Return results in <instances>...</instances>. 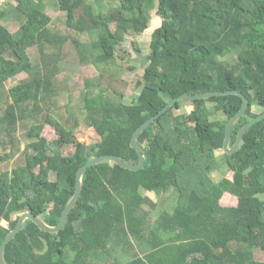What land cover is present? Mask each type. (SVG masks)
Returning a JSON list of instances; mask_svg holds the SVG:
<instances>
[{
	"label": "trees",
	"instance_id": "16d2710c",
	"mask_svg": "<svg viewBox=\"0 0 264 264\" xmlns=\"http://www.w3.org/2000/svg\"><path fill=\"white\" fill-rule=\"evenodd\" d=\"M15 1L0 3V21L9 15L24 19L16 31L0 23V87L21 72L28 76L8 90L12 102L0 111L2 159L13 156L17 125L26 111L42 113L41 103L55 94L63 44L70 40L82 61L89 52L77 39L52 30L42 0ZM113 1L118 3L110 11L89 0H57V7L70 29L97 33L92 43L96 63L110 62L127 33L142 34L153 12L161 18L150 35L139 94L131 104L104 91L84 95L85 119L100 137L95 143L75 139L77 121L68 128L49 112L28 127L22 161L0 171V244L20 216L12 219L13 213L32 212L56 225L75 191L76 173L88 159L113 154L137 164L133 132L172 98L242 92L249 104L232 128L230 145L244 123L264 112V0ZM34 45L41 66L28 53ZM49 47L58 51L48 53ZM184 102L139 134L143 168L129 170L110 161L88 167L64 227L52 233L25 221L6 244V263L264 264L254 254L256 248L264 252V118L248 128L236 152L219 158L216 150L222 149L226 124L242 98L197 99L189 101L190 112L175 113ZM217 112L225 118H212ZM46 125L57 138L44 135ZM65 143L73 146L69 154L62 151ZM223 163L231 176L214 181L210 172ZM149 193L175 195V204L154 215L160 203ZM45 242L47 252L36 253Z\"/></svg>",
	"mask_w": 264,
	"mask_h": 264
},
{
	"label": "rangeland",
	"instance_id": "374dc122",
	"mask_svg": "<svg viewBox=\"0 0 264 264\" xmlns=\"http://www.w3.org/2000/svg\"><path fill=\"white\" fill-rule=\"evenodd\" d=\"M94 7L102 11H110L118 1L113 0H89ZM44 10L51 16L52 22L50 27L52 30L69 35L77 39L81 44V48L87 47L89 50L88 57L82 61L80 53L73 43L68 40L61 48V60L58 63L59 72L53 78L55 94L41 103L42 113L31 114L30 109L26 111V117L17 125L15 139L17 141L14 149V154L9 159H2L5 149L0 145V171L10 169L17 162L23 159V150L29 139L26 137L28 127L42 120L45 112H49L58 120L63 122L68 128L75 126V139L85 143H95L100 137L94 127L90 126L86 121V112L84 110V95L89 93L95 95L99 91H104L106 96L120 100L124 103L131 104L135 102L139 94L138 79L142 76L144 67L147 64V55L149 54V41L152 31L160 25L161 18L153 12L149 19V27L142 34L129 32L124 36L123 41L117 45L115 57L108 63H96L94 56L95 49L92 48V43L97 40L96 32H78L70 29L67 24V16L65 12L57 7V0H42ZM13 5L12 0H5L2 7ZM16 4V3H14ZM23 18H18L15 15H9L0 23L6 25L10 31H16L23 23ZM57 48L49 47L47 52H57ZM28 53L35 65L41 66V55L36 45L28 48ZM27 73L21 72L16 76L4 81L0 87V111L6 105L12 102L8 94V90L26 78ZM212 108L213 104L209 103ZM189 101H185L179 109H175V113H188L192 109ZM257 110H259L257 108ZM212 118H225L224 114L217 112L212 115ZM48 139L57 138L58 134L53 127L46 125L43 131ZM68 143V142H66ZM63 144L62 151L64 154H69L73 150L71 143ZM224 150H216V155L220 158L223 156ZM210 176L214 181L220 180L223 176H231V172L226 163L218 166L210 172ZM51 179H55L54 173L51 174ZM154 199L159 201L154 215L158 214L163 208L172 209L175 204L176 196L170 193L157 196L154 193H149ZM264 198V194L260 195ZM22 213H13L12 219ZM255 257L264 260V252L256 248L254 250Z\"/></svg>",
	"mask_w": 264,
	"mask_h": 264
},
{
	"label": "water",
	"instance_id": "95a60500",
	"mask_svg": "<svg viewBox=\"0 0 264 264\" xmlns=\"http://www.w3.org/2000/svg\"><path fill=\"white\" fill-rule=\"evenodd\" d=\"M228 94H236L240 96L243 101L242 106L239 109V111L235 115H233L226 124L225 137H224V142H223V147H222V149L226 153L232 154L236 152L238 148L240 147L243 136L245 132L248 130V128L252 124L264 118V112H262L258 114L257 116L248 120L246 123H244L243 126L239 129L236 135L235 141L233 142L232 145H230L232 128L234 124L240 119V117L245 113V111L248 108V104H249L248 98L242 92H239L238 90H225V91L213 90V91H206V92H202L198 94H181L177 97H174L171 100H169L165 104V106L161 108L156 114L149 117L144 123H142L139 127H137L135 131L133 132L130 145L131 147L135 148L137 151V154H138L137 164H131L123 160L119 156L113 155V154H104V155H100V156L92 157L88 159L82 166H80V168L78 169L76 173L75 191L72 197L70 198V200L67 202V204L63 208L59 222L56 225L52 226V225L47 224L40 216L35 215L32 212H24L20 214L14 228L5 236L4 240L0 244V264H7L5 261V257H4V250H5L6 244L11 239H13L16 236V234L22 229L25 221L31 220L43 231L52 232V233L58 232L61 228L64 227L68 213L76 205L80 197L83 175L88 167L95 165V164H99L104 161H110L112 163H116L119 166L129 169V170H134V171L140 170L141 168H143L144 163H145V153L143 152V149L138 142V136L146 127H148L159 116H161L163 113H165L169 108L174 106L179 101H193L197 99H205V98H209L213 96H221V95H228ZM48 248H49V245L47 242H45L44 248L42 250H35V252L38 254H45Z\"/></svg>",
	"mask_w": 264,
	"mask_h": 264
},
{
	"label": "built area",
	"instance_id": "2783aa9c",
	"mask_svg": "<svg viewBox=\"0 0 264 264\" xmlns=\"http://www.w3.org/2000/svg\"><path fill=\"white\" fill-rule=\"evenodd\" d=\"M0 3H1V4L5 3V0H0Z\"/></svg>",
	"mask_w": 264,
	"mask_h": 264
},
{
	"label": "crops",
	"instance_id": "0c3cea01",
	"mask_svg": "<svg viewBox=\"0 0 264 264\" xmlns=\"http://www.w3.org/2000/svg\"><path fill=\"white\" fill-rule=\"evenodd\" d=\"M12 3L14 4V3H16V1L15 0H12Z\"/></svg>",
	"mask_w": 264,
	"mask_h": 264
}]
</instances>
